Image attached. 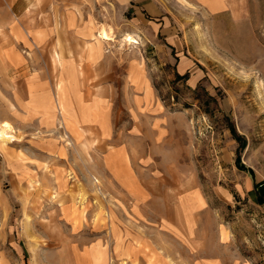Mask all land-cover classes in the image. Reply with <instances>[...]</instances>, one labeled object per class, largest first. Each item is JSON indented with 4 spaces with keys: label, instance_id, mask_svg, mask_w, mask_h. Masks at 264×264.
Listing matches in <instances>:
<instances>
[{
    "label": "rangeland",
    "instance_id": "374dc122",
    "mask_svg": "<svg viewBox=\"0 0 264 264\" xmlns=\"http://www.w3.org/2000/svg\"><path fill=\"white\" fill-rule=\"evenodd\" d=\"M147 1L138 14L140 0H30L26 13L17 8L20 18L57 31L31 49L4 39L0 56L10 46L31 58L20 69L27 74L50 57L54 88L56 52L86 54L63 39L65 13L111 29L114 41L101 39L100 29L96 41H105L115 66L106 87L116 137L85 127L75 141L63 127L19 125L23 114L9 94L16 81L0 79V121L18 138L0 141V264H129L111 257L134 234L157 243L172 264L203 256L264 264V0ZM129 33L140 43L124 41ZM55 103L44 117H60ZM68 114L80 124L89 119L87 110L82 119ZM119 141L149 191L148 222L131 213L132 198L106 165ZM192 191L195 199L182 206L194 239L177 206ZM161 215L178 223L156 222ZM195 239L189 257L185 247Z\"/></svg>",
    "mask_w": 264,
    "mask_h": 264
},
{
    "label": "crops",
    "instance_id": "0c3cea01",
    "mask_svg": "<svg viewBox=\"0 0 264 264\" xmlns=\"http://www.w3.org/2000/svg\"><path fill=\"white\" fill-rule=\"evenodd\" d=\"M140 1V6H137L138 9L135 11L137 14L150 5L147 0ZM29 7L30 0H0V42L4 39L13 40L29 49L50 42L51 33L57 31V27L39 26L18 16L17 8L26 13L30 9ZM64 16L65 23L60 27L63 39L72 42V44L84 45L86 54L79 57L69 55L67 51L62 54L56 52L54 61L58 68V76L55 88L52 80V61L50 57H44V61L39 62L44 66H40L34 72L29 71L27 74L21 72L20 69L25 63L30 64L31 58L22 53L23 58H20L17 55L18 50L10 46L0 56V79H13L16 81L9 94L13 97L14 105L19 107V111L23 114V118L19 119L18 124L32 126L45 132L55 131L58 127H63L66 133L75 138V141H78V138H83L82 131L85 127H94L99 130L103 139L115 141L116 134L110 115L112 111H115V106L111 103L110 88L106 85L116 73L115 66L104 54L103 42L105 41H101L100 45L97 44L96 36L100 27H96L88 18L81 17L75 10L67 11ZM92 43L95 45H92ZM97 46H100L102 50L99 52L95 50ZM98 79H101L104 83L96 85L94 81ZM68 95L72 96L70 102L67 100ZM52 98L56 102V110L60 113V117L63 119L61 122L63 121V123L60 122L58 113L57 118L53 119L43 116V111L51 110ZM85 110L88 112L89 119L81 124L68 114V112H75L77 113L76 119H82V113ZM35 115L40 118L38 121L33 122L34 124H31V121L36 117ZM117 143L124 144L123 148H114L109 151L105 159L106 165L123 185L125 192L132 198L131 213L141 222L144 223L145 220L148 222V218L151 216L147 215V210L143 209L152 206L148 199L149 191L143 189L140 178L133 171L127 141ZM0 170H2L1 165ZM194 193V191L187 192L180 196V201L177 204L184 214V222L187 225L185 233L190 239H194L190 236L194 232V220L192 216L185 213L182 205L189 200L193 201L195 199ZM199 202H201L199 206L204 203L203 200ZM167 206L170 207L169 204ZM156 218V222L159 223L173 225L178 223L177 219L174 220L168 216L161 215ZM177 229L180 230V228ZM195 242L196 239L193 240L192 247L188 245L185 247L189 257L197 254L195 252ZM94 248L96 246L91 247V249ZM85 249L82 248L80 251ZM88 250L90 249L88 248ZM116 256L128 260L131 262L129 264H172L165 259L164 253L159 252L157 243L144 238L140 234H134L133 237L130 236L125 241L119 242L115 256L111 257L113 261L114 258L117 259ZM192 261L193 263L196 262L195 259ZM195 264L236 263H228V261L219 257L203 256Z\"/></svg>",
    "mask_w": 264,
    "mask_h": 264
},
{
    "label": "bare ground",
    "instance_id": "6f19581e",
    "mask_svg": "<svg viewBox=\"0 0 264 264\" xmlns=\"http://www.w3.org/2000/svg\"><path fill=\"white\" fill-rule=\"evenodd\" d=\"M99 37L101 39L107 41H114L115 36L111 29L103 26L99 31ZM124 41L128 42L129 44H139L140 41L138 40L136 35L126 34L124 37ZM18 139L15 135V130L12 124L8 121H0V141L3 143L12 142Z\"/></svg>",
    "mask_w": 264,
    "mask_h": 264
}]
</instances>
